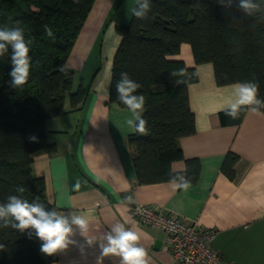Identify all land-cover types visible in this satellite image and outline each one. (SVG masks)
<instances>
[{
    "label": "trees",
    "instance_id": "1",
    "mask_svg": "<svg viewBox=\"0 0 264 264\" xmlns=\"http://www.w3.org/2000/svg\"><path fill=\"white\" fill-rule=\"evenodd\" d=\"M94 1L0 0V27L19 22L25 39L32 40L31 73L22 87L10 86V61L8 56L0 59V202L20 195L16 188L22 186L29 202L39 198L47 208H56L45 196V180L32 173L31 165L35 153L54 152L56 147L47 139L45 121L63 111L66 98L70 110L81 108L86 99L87 87H72L74 71L67 59ZM237 2L228 7L227 0L225 5L219 0H151L148 19L131 15L127 24L116 25L120 40L112 61L109 100L125 107L115 91L121 72L139 83L138 92L146 97L143 116L149 134L126 136L138 183L167 181L180 174L191 183L199 178L201 163L195 157L186 159L183 170L171 169L173 161L184 158L179 139L195 132L188 87L198 79L197 69L169 58L182 43L191 46L196 64L212 63L218 85L255 77L259 97L264 98V20L246 16ZM43 25L52 28L55 41L47 37ZM60 66L65 72L59 71ZM179 68L187 70L188 79L177 86L169 73ZM244 111L235 120L219 111V121L238 124ZM238 160L237 153L228 151L221 163V171L232 180ZM41 243L32 229L0 227L4 245L0 264H53L57 253H42Z\"/></svg>",
    "mask_w": 264,
    "mask_h": 264
},
{
    "label": "crops",
    "instance_id": "2",
    "mask_svg": "<svg viewBox=\"0 0 264 264\" xmlns=\"http://www.w3.org/2000/svg\"><path fill=\"white\" fill-rule=\"evenodd\" d=\"M116 1L93 2L67 59L74 71L73 89L79 84L88 88L82 107L70 110L66 98L63 111L45 121L47 139L56 147L54 152L35 153L31 166L32 173L45 180L47 200L58 211L84 216L89 221L85 235L100 238L116 223L137 232L149 264L179 263L166 248V232L133 216L135 203L216 228L211 246L231 264H264V115L245 109L238 124H221L218 112L230 99L233 83L218 85L212 63L196 64L191 46L182 43L169 58L197 69L198 79L188 87L195 132L179 139L184 158L173 161L171 169L183 170L186 159L195 157L201 163L199 178L187 189L175 188L169 180L138 183L126 140L130 113L109 100L112 61L120 40L116 25L123 23L108 18ZM93 52L96 56L90 58ZM228 151L239 155L233 180L221 171ZM128 195L133 203L124 201ZM72 239L76 243L57 251L53 264H97L99 242L88 246L79 229ZM102 264H120V258L104 257Z\"/></svg>",
    "mask_w": 264,
    "mask_h": 264
},
{
    "label": "clouds",
    "instance_id": "3",
    "mask_svg": "<svg viewBox=\"0 0 264 264\" xmlns=\"http://www.w3.org/2000/svg\"><path fill=\"white\" fill-rule=\"evenodd\" d=\"M222 5L226 0H219ZM235 0H227V6L231 7ZM246 16L257 17L264 20V0H238L236 3ZM152 10L151 0H136V6L132 9V15L138 20H146ZM0 27V59L8 56L10 61V86L20 88L28 82L31 73L30 46L32 40L25 39L24 30L18 26ZM44 32L53 41L56 37L49 25H43ZM65 67L60 66L59 71L65 72ZM170 77L175 78V85L187 83L188 73L185 68L174 69ZM231 95L225 107L220 110L226 117L237 119L242 109H247L253 114L264 115V98L259 97V82L253 77L251 80L235 82L231 86ZM141 85L130 78L126 72L120 73V79L116 82V99L123 104L130 116L125 123L129 130L140 136L149 134L148 121L144 118L146 97L138 92ZM31 141H36L35 136H30ZM175 188L187 189L190 181L185 175L173 176L168 181ZM75 187L78 189L79 184ZM16 192L20 195H9L6 202H0V227H11L14 230L24 232L32 229L35 235L42 241L40 251L52 255L57 251L67 249L70 244H75L72 239L75 229L86 239L88 246L99 242L100 256L97 264H102L104 257L117 256L120 264H149L147 250L139 246L140 236L137 232L128 229L122 223H116L102 237L85 235L89 228V221L75 212L65 213L56 208L49 209L39 201V198L29 202L23 198L25 188L17 186ZM126 203H133L132 195L124 197ZM4 245L0 244V249Z\"/></svg>",
    "mask_w": 264,
    "mask_h": 264
},
{
    "label": "built area",
    "instance_id": "4",
    "mask_svg": "<svg viewBox=\"0 0 264 264\" xmlns=\"http://www.w3.org/2000/svg\"><path fill=\"white\" fill-rule=\"evenodd\" d=\"M131 213L143 225L166 232V248L179 264H231L212 248L216 228H204L178 215L143 203L131 205Z\"/></svg>",
    "mask_w": 264,
    "mask_h": 264
},
{
    "label": "rangeland",
    "instance_id": "5",
    "mask_svg": "<svg viewBox=\"0 0 264 264\" xmlns=\"http://www.w3.org/2000/svg\"><path fill=\"white\" fill-rule=\"evenodd\" d=\"M134 6H135V0H117L115 4L110 7L108 11V18L110 19L112 18L114 20L116 19L118 21L123 20V23L127 24L132 15V9L134 8ZM102 30H104V27ZM95 56L96 54L95 52H93L90 58ZM89 63H91V59L89 60ZM79 78H80V72H77L75 74V83L78 82L77 79Z\"/></svg>",
    "mask_w": 264,
    "mask_h": 264
}]
</instances>
